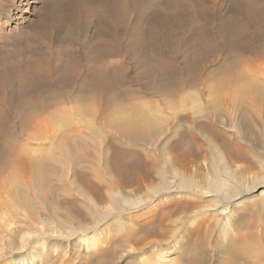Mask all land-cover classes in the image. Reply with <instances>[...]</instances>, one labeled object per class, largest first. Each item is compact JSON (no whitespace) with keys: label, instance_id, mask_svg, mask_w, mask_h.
Wrapping results in <instances>:
<instances>
[{"label":"rangeland","instance_id":"1","mask_svg":"<svg viewBox=\"0 0 264 264\" xmlns=\"http://www.w3.org/2000/svg\"><path fill=\"white\" fill-rule=\"evenodd\" d=\"M29 1L33 0H0V185L13 172L20 176L26 174L17 170L15 156L22 154L24 158L25 152L41 155L43 149L51 145L54 137L51 135L59 124L62 131L63 124L70 127L69 130L85 124L91 125L92 129H100L97 137L102 141L104 152L98 150L96 157H106L111 168L126 175L138 163L147 167L153 175L164 172L162 148H167L173 154L191 152L209 158L208 143L199 134L198 128H202L204 133H216L225 143L235 144L243 158L264 161L263 154L248 147L237 137L236 131H224L220 120L229 119L226 124H230L238 117L246 125L249 115L257 110L264 111L262 105L254 106L244 114L232 113V120L223 118L224 114L219 113L220 117L214 118L215 112L210 110L213 96L219 89L227 94L226 87L234 83L239 72L251 73L264 80V76L258 73V67L255 68L257 60L262 61V57L248 61L245 58L249 54L248 50L245 51L247 48L237 50L238 37L247 31L260 36L259 46L254 47L257 52L264 50V29H261L264 11H260L261 16L258 14L256 18H251L254 25L249 17L250 12L246 15L247 9L243 7V4L253 1L252 8L257 9L259 0H247V3H243L246 0H181V3L178 0H34L30 6L25 5ZM204 2L205 6H201ZM261 2L263 5L264 0ZM256 22L260 24V29H257ZM244 45L246 43L243 42ZM137 107L165 121L160 124L161 128L159 126L162 134L156 146L128 142L108 127V120L114 115L136 111ZM173 108L176 115L172 114ZM177 110L180 111L178 114ZM195 110L200 111L194 113ZM49 116H53L54 120ZM95 140L97 142L95 138L90 142ZM12 144L17 146L8 149ZM52 150L54 156L60 158L58 151ZM255 153L260 156H255ZM84 156L88 159L92 157L89 153ZM50 172L51 169L44 167L42 174ZM251 173L262 175L264 169L256 167ZM55 181L52 179L51 188L60 194V198L45 186L38 187L40 196L46 195L47 204L44 202V206L54 209L63 202L64 197ZM258 192L241 197L244 203L239 207L240 214L234 225L235 239L232 241L225 242L223 237L217 239L211 232L204 235L205 227H202L200 235L193 231L184 240L181 254L177 253L176 248L168 252L172 258L159 263L152 261L155 264L196 263V259L204 260L202 244L208 242L212 250L216 246L220 248L216 256L213 250L215 257L211 264H264V200L252 198ZM0 193L1 216H16L6 209V206L13 209L11 205L14 203L21 202L19 205L26 207L23 201L16 202L6 192ZM30 193L32 204L41 213L47 214L48 211L40 207L42 204L37 203L38 199L32 191ZM3 209L5 214L2 213ZM206 222V225L210 224V231L216 229L212 222ZM17 225L19 222L11 227ZM125 237L123 235L120 244L112 245V249L86 256L85 260L81 253L73 259L61 260L58 251H43L39 243L35 245V250L41 253L43 259L35 264H79L80 261H83L82 264H145L147 260L144 257L139 261L135 256L126 257L123 254V245L129 239ZM114 254L122 255V259H113ZM0 264L10 262L1 261Z\"/></svg>","mask_w":264,"mask_h":264},{"label":"bare ground","instance_id":"2","mask_svg":"<svg viewBox=\"0 0 264 264\" xmlns=\"http://www.w3.org/2000/svg\"><path fill=\"white\" fill-rule=\"evenodd\" d=\"M33 1H29L25 5L30 6V3ZM178 1V3H181V0ZM257 1L255 2L258 3ZM247 2L246 0V2L243 3ZM202 3L203 2H201V4ZM248 3L246 5L243 4V7L247 9L246 15L248 14L247 12H250V15L248 14L250 19L256 18L258 14V16H261L262 13H264L262 12L260 14V11H264V4L262 5L263 2L260 3V0L259 3L256 4L257 9L252 8L254 2L252 4ZM201 6H205V2L204 5ZM240 7L242 8V6ZM207 10H209V8H207ZM240 11L242 12L241 9ZM197 17L198 16H196V18ZM241 20H244V18ZM251 22L255 25L253 20ZM256 24H258L257 29H260V24L257 22ZM261 24V29H264V22ZM211 28H213V26ZM253 28H251V30ZM247 30L248 29L243 31ZM255 31L256 30H254V32ZM250 32L247 31L249 34ZM212 33L215 34L214 32ZM237 33L238 31L236 34ZM242 33L243 32H241V35ZM246 34L242 36L239 35L240 37L237 39V45L240 49L238 47L237 50L240 51L246 47L247 49L245 51L248 50L249 52H247L249 54L246 55L245 58L248 61H253L255 58L262 57V61L257 60L255 68L257 66L260 76H264V50L262 51L259 49L257 52L254 48L257 45L259 46L258 43L259 40H261L259 38L260 36L254 35V33L250 35ZM236 38H234V42ZM243 42L246 43V45L243 46ZM241 45L243 47H241ZM213 48H215V46ZM232 57H234V55H232ZM240 57L242 56L240 55ZM176 67L177 65L175 68ZM172 70L174 71L175 69L173 68ZM236 77L234 83L226 87L227 94H223L225 92L219 89L218 93L215 94L210 101V110L215 112L214 118L220 117L217 113L221 115L224 114L223 118H230V116H233L232 113L235 112L244 114L246 111L250 110V108L253 109V107L257 105L258 107L262 105L264 108V80L243 71L242 73L239 72ZM29 97H31V95ZM191 101L194 102L193 99ZM189 107H191V105ZM176 108L178 109V107ZM141 110L138 108V110L130 111L127 114L120 113L114 115L112 118L110 117L111 119L108 120L107 123L109 124L108 127L111 129V132H114L117 136L124 138V140L128 142L156 146L162 134V131H159V126L161 128V125L164 124L165 121L163 122L164 119L160 116L153 117L150 113V115L146 113L145 110ZM171 110L173 112L172 114L176 115V109L173 108ZM199 111L195 110L194 113ZM260 111L257 110L249 115V123L246 125H244L245 122H240L238 117L235 120L233 119L230 124H226L229 119H219L224 125L222 127L224 131L229 129L232 131L233 129L236 131L237 137L245 142V144H248V147L255 149L264 156V140L261 138H264V111ZM179 112L177 110V114ZM63 117H65V115ZM49 118L54 120L53 116H49ZM230 119L232 120V117ZM223 120H225V122ZM59 125H56L57 128L51 135L54 136L51 139V145L46 146L41 155L25 152L24 158L21 156L22 154L15 156L17 170L21 171L22 174H26L20 176L13 172L0 185L1 192H6V195H9L12 200H21L26 205V207L19 205L21 202L19 204L14 203L13 205L9 203L13 208L10 209L5 205L6 202L4 204L7 212L16 214V216L7 214L8 216L5 217V215L1 216L0 213V262L7 261V263L10 262V264H35L43 259L41 253L39 254L35 250V245L38 246L39 243H41L40 246L43 251H58L60 253L58 257H61V260L73 259L80 253L83 254V260H85L86 256H91L97 252H106L112 249V245L120 244L121 240L124 239V235L126 236L125 239L129 238L123 245V248H125L123 254L126 255V257L132 255L139 261L146 259L147 261L145 264H155L172 258L168 255V252L173 249L177 248V253L181 254L182 248L185 245L184 240L189 237L190 233L193 234V231H196V233L198 232L200 235L202 227H205L204 235H210L211 232V235L213 233L217 239L223 237V241L225 242L232 241L235 239L236 229L234 225L236 224V218L240 214L239 207H242V203H244L241 197H243L244 194L259 190L252 198L254 200H264V174L257 175L251 173L256 167L264 169V161H252L245 159V157L243 158L240 156L239 148H237L235 144L225 143V141L219 136H216L214 132H210V134L204 133L202 128H198L199 134L202 135L208 143L210 159H207L209 160L206 159V156L191 154V152H178L173 154L170 150H166L167 148H162L161 158L166 169L164 172L153 175L149 173L147 167L138 163V165L129 172L130 174L126 175L121 172L117 173L113 167L111 168L106 157H102V159L96 157L98 156V154L96 155L98 150L104 152L103 146H101L102 141L97 137L100 129H92L91 125L85 124L78 126L79 128H74L77 130H69L70 127H65L63 124L61 125L63 128L62 131ZM59 129L60 131L58 133ZM104 134L105 133H103V135ZM247 135L248 138H246ZM94 138L97 139V142L96 140L95 142H90ZM16 146L17 145L12 144L8 149ZM53 148L58 151L60 158L57 159L56 156H54ZM250 152H252V150H250ZM86 153H89L92 157L89 159L85 158L84 155ZM255 156H257V154ZM44 167L51 169L50 174H42ZM50 176L53 177V180H56L57 188L62 192V196H64L63 202L59 204L56 209L50 208V206H44V202L46 203L45 200H47L45 198L46 195L40 196L38 190L39 186L42 188L45 186L48 191H51V193L52 191L55 192V196L60 198V194H58L55 189L51 188L53 182ZM30 191H32L36 199H38L37 203L40 202L39 205L42 204L40 207L48 211L47 214L43 210L44 213H41V210L29 200ZM7 198L9 200L8 196ZM40 199H42V201H40ZM3 200L6 201L4 198ZM49 209H51V213ZM2 211L1 212L5 214L4 209ZM206 221H209V223L212 222L211 225H215L216 229L210 231V224L206 225ZM16 222H19V225L11 227V225ZM215 231H217V233H215ZM219 249L220 248H217V246L213 248L215 256L216 253L217 255L219 254ZM213 250L210 248L209 243L205 242L202 244L203 252H200L204 255V260L196 259V263L192 264H211V260L215 257L214 253L212 254ZM113 259L117 261L121 260L122 255H115ZM82 263L83 261L79 262V264Z\"/></svg>","mask_w":264,"mask_h":264}]
</instances>
